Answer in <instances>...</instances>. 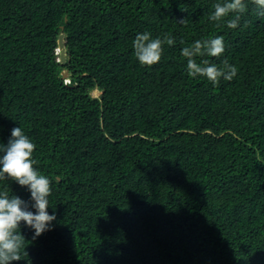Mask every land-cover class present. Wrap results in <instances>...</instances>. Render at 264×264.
Returning a JSON list of instances; mask_svg holds the SVG:
<instances>
[{
  "label": "trees",
  "instance_id": "trees-1",
  "mask_svg": "<svg viewBox=\"0 0 264 264\" xmlns=\"http://www.w3.org/2000/svg\"><path fill=\"white\" fill-rule=\"evenodd\" d=\"M215 2L0 0V144L20 126L36 145L56 216L35 239L21 223L12 264H264V18L245 0L228 28ZM144 32L175 41L151 66ZM215 36L224 52L197 62L238 71L213 85L181 50Z\"/></svg>",
  "mask_w": 264,
  "mask_h": 264
},
{
  "label": "clouds",
  "instance_id": "clouds-1",
  "mask_svg": "<svg viewBox=\"0 0 264 264\" xmlns=\"http://www.w3.org/2000/svg\"><path fill=\"white\" fill-rule=\"evenodd\" d=\"M256 14L264 18V0H251ZM213 11L208 19L213 22L226 21L228 28H236L241 16L247 11L245 0H216L212 5ZM231 17V18H229ZM227 18V19H226ZM181 20L179 23H184ZM175 43L170 35L163 38L153 37L150 32L139 33L133 40L134 55L141 65L151 66L158 63L163 45ZM56 53L59 55V50ZM224 52L223 36L196 40L181 50L186 58V71L189 77L206 78L213 85L220 79L232 80L238 69L224 60L221 66L211 64L208 60L197 62V57H218ZM59 60V58H57ZM69 82L67 76L63 78ZM36 145L22 131L21 127L12 129L7 144H0V180L11 179L30 191L31 200L26 202L16 195H9L7 191H0V264H12L22 260V249L25 237L21 234V223L34 230L33 239L39 237L52 228L56 216L49 215V199L51 194L50 180L42 175L35 167L33 152ZM35 209V213L30 210ZM28 254V253H27Z\"/></svg>",
  "mask_w": 264,
  "mask_h": 264
},
{
  "label": "water",
  "instance_id": "water-1",
  "mask_svg": "<svg viewBox=\"0 0 264 264\" xmlns=\"http://www.w3.org/2000/svg\"><path fill=\"white\" fill-rule=\"evenodd\" d=\"M57 45L59 50V60L64 63L65 62V41L63 33H60L57 39ZM68 75L67 71L61 72V77L65 78Z\"/></svg>",
  "mask_w": 264,
  "mask_h": 264
},
{
  "label": "rangeland",
  "instance_id": "rangeland-1",
  "mask_svg": "<svg viewBox=\"0 0 264 264\" xmlns=\"http://www.w3.org/2000/svg\"><path fill=\"white\" fill-rule=\"evenodd\" d=\"M57 52H58V50H57ZM98 94H99V92H97V91H95V90L92 92V95H94V96H96V95H98Z\"/></svg>",
  "mask_w": 264,
  "mask_h": 264
}]
</instances>
